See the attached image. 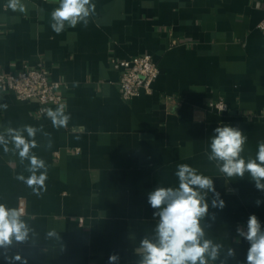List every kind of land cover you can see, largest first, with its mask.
I'll return each mask as SVG.
<instances>
[{"label":"crops","instance_id":"crops-1","mask_svg":"<svg viewBox=\"0 0 264 264\" xmlns=\"http://www.w3.org/2000/svg\"><path fill=\"white\" fill-rule=\"evenodd\" d=\"M21 2L23 13L0 0V73L42 62L61 82L60 106L71 118L55 128L47 113L36 114L35 100L0 87V105H7L0 107V133L42 129L32 152L48 165L37 195L17 179L30 175L29 162L0 146V203L23 205L34 230L8 256L19 254L27 264H108L117 254L118 264H139L140 241L154 236L158 222L147 196L156 187H177V165L188 164L213 179L225 202L212 208L214 196H207L206 238L223 245L210 264H246L250 245L236 229L246 230L252 214L264 227V191L248 173L225 176L208 155L210 137L222 125L247 137L245 159L255 158L264 142V32L258 27L264 0H91L87 25H66L59 34L51 28L58 0ZM142 53L151 55L159 74L151 93L124 100L113 60ZM217 99L226 111L208 106ZM50 230L59 239L49 238ZM229 247L232 258H226ZM3 251L0 264H8Z\"/></svg>","mask_w":264,"mask_h":264},{"label":"clouds","instance_id":"clouds-1","mask_svg":"<svg viewBox=\"0 0 264 264\" xmlns=\"http://www.w3.org/2000/svg\"><path fill=\"white\" fill-rule=\"evenodd\" d=\"M58 7L51 12V28L59 34L65 26L76 27L77 24L87 25L88 17L94 12L95 5L91 0H58ZM7 8L12 11L25 12L26 7L21 0H8ZM7 109V105H0ZM47 116L51 119L53 127H66L70 114H66L64 107L48 109ZM38 131L31 125L22 129L6 128L0 133V146L5 153L13 150L20 162L28 161L29 176L19 175L18 180L39 195L45 188L48 179V165L44 159L32 152L38 147L35 136ZM27 133L25 137L24 133ZM10 138V139H9ZM247 137L237 127L230 125L218 126L214 135L210 137V154L208 159L217 162V167L225 176L240 177L243 179L248 173L257 190L264 191V142L258 143L255 158L245 159L241 154ZM9 144L13 146L9 148ZM178 178L177 187H156L147 196V202L155 211L153 216L158 218L155 225L154 236L145 237L140 241L139 264H210L221 257L223 245L214 243L206 238V225L202 223L209 216V202L207 196L212 193V208L223 209L225 202L220 199L212 178L198 174L197 169L188 164L177 165L175 172ZM261 203L256 201L257 206ZM211 219H215L213 214ZM210 226V225H209ZM238 237L249 243L246 254V264H264V227L255 214L249 216L246 230L236 229ZM33 228L24 219L23 212L18 208L8 207L0 203V249L4 250V258L8 264L21 261L27 264V259L21 255L8 256L7 250L15 244H23L32 240ZM49 238L59 239L55 230L47 233ZM235 256V250L229 247L226 258ZM119 256H109L108 264H118ZM221 264H226L221 261Z\"/></svg>","mask_w":264,"mask_h":264},{"label":"built area","instance_id":"built-area-1","mask_svg":"<svg viewBox=\"0 0 264 264\" xmlns=\"http://www.w3.org/2000/svg\"><path fill=\"white\" fill-rule=\"evenodd\" d=\"M258 27L264 32V15ZM113 66L119 69L118 89L124 100L133 98L141 91L152 92V83L159 74V67L150 54H135L113 60ZM0 87L13 92L21 100H35L38 115L47 113L52 105L62 104L59 93L61 82L50 77L48 68L42 62L14 72L0 73ZM208 106L219 112L227 110V104L222 99L210 101ZM18 209L23 212V205Z\"/></svg>","mask_w":264,"mask_h":264}]
</instances>
